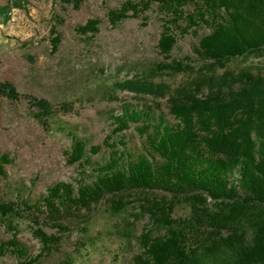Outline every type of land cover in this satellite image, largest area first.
I'll list each match as a JSON object with an SVG mask.
<instances>
[{"label": "trees", "instance_id": "trees-1", "mask_svg": "<svg viewBox=\"0 0 264 264\" xmlns=\"http://www.w3.org/2000/svg\"><path fill=\"white\" fill-rule=\"evenodd\" d=\"M55 1L78 8L86 0ZM154 6L162 23L158 48L164 60L155 63L152 75L192 72L194 77L177 88L147 80L120 82L121 89L137 95L165 98L167 110L160 101L125 102L111 113L113 128L101 144H90L71 126L54 122L75 111L73 101L54 104L20 92L11 81L0 82V96L26 99L41 125L70 136L71 146L64 151L68 162L91 175L75 184L56 182L36 201L19 189L16 200L0 198V216L10 225L30 216L65 231L68 219L84 216L103 199L120 213L137 198L149 217L137 237L143 250L137 264H264V0H124L109 9L108 18L114 26L132 17L147 25ZM10 15L11 6L0 5V24H7ZM55 18L60 21L50 29L53 52L62 41L58 24L63 19ZM100 23L89 18L75 31L90 41ZM202 26L210 31L193 48L200 64L196 70L190 58L175 59L171 53L180 38ZM252 56L262 62L228 67ZM131 128L139 145H131L125 134ZM103 149L107 158L94 162L91 157ZM13 160L0 154V180ZM178 204L185 205V213L176 212ZM34 232L43 245L37 254L30 255L15 235L0 242V256H15L17 264L40 263L61 237Z\"/></svg>", "mask_w": 264, "mask_h": 264}, {"label": "rangeland", "instance_id": "rangeland-1", "mask_svg": "<svg viewBox=\"0 0 264 264\" xmlns=\"http://www.w3.org/2000/svg\"><path fill=\"white\" fill-rule=\"evenodd\" d=\"M124 0H86L80 7L62 4L55 0H0L10 5L7 24H0V82L11 81L22 93L45 97L54 104L73 101L75 111L59 115L54 122H62L90 144H101L113 128L111 113L125 102L152 103L160 101L166 108V99L152 94H136L118 85L125 80H147L150 84H166L170 88L188 85L194 73L163 74L153 76L155 63L164 60L158 42L162 23L156 6L149 11L150 19L143 25L140 18H128L114 26L108 18L111 8L119 7ZM55 14L63 19L58 24L62 36L60 48L52 51L50 29ZM99 18L100 32L90 41L77 34L75 27L89 18ZM210 31L207 26L198 28L180 38L171 56L187 59L198 70L200 64L194 52L201 35ZM228 64L239 67L255 65L262 60L252 56ZM220 69L219 72H222ZM35 109L24 98L18 101L0 96V154L8 153L13 162L6 165L7 175L0 180V198L16 200L19 189L31 201L39 200L47 188L59 181L76 182L83 174L77 164L69 163L64 151L71 146V138L55 126L44 127L34 117ZM131 145H139L135 129L125 132ZM107 150L93 155L94 162H103ZM177 213L186 211L178 204ZM86 218L87 222L81 220ZM149 217L142 210V202L134 199L124 211L114 213L106 199L94 208L67 220L69 230L58 231L53 225L30 216L16 218L12 225L0 216V242L17 236L26 244L30 255L43 247L35 234L42 229L61 237L56 249L38 264H137L135 257L143 250L138 236L143 232ZM87 231H83V227ZM18 258L0 256V264H17Z\"/></svg>", "mask_w": 264, "mask_h": 264}]
</instances>
